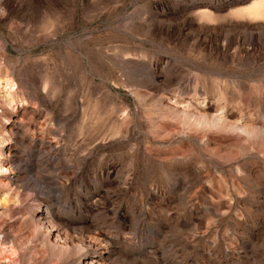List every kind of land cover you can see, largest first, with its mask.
I'll return each instance as SVG.
<instances>
[{
  "label": "rangeland",
  "instance_id": "rangeland-1",
  "mask_svg": "<svg viewBox=\"0 0 264 264\" xmlns=\"http://www.w3.org/2000/svg\"><path fill=\"white\" fill-rule=\"evenodd\" d=\"M0 264H264V0H0Z\"/></svg>",
  "mask_w": 264,
  "mask_h": 264
},
{
  "label": "bare ground",
  "instance_id": "bare-ground-1",
  "mask_svg": "<svg viewBox=\"0 0 264 264\" xmlns=\"http://www.w3.org/2000/svg\"><path fill=\"white\" fill-rule=\"evenodd\" d=\"M258 4H256L255 6H257Z\"/></svg>",
  "mask_w": 264,
  "mask_h": 264
}]
</instances>
